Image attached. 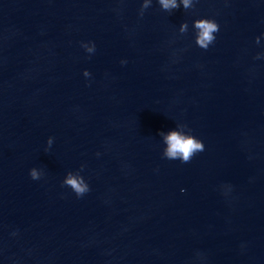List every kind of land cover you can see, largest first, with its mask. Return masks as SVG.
<instances>
[{"label": "water", "instance_id": "1", "mask_svg": "<svg viewBox=\"0 0 264 264\" xmlns=\"http://www.w3.org/2000/svg\"><path fill=\"white\" fill-rule=\"evenodd\" d=\"M175 3L0 0V264H264V0Z\"/></svg>", "mask_w": 264, "mask_h": 264}, {"label": "clouds", "instance_id": "2", "mask_svg": "<svg viewBox=\"0 0 264 264\" xmlns=\"http://www.w3.org/2000/svg\"><path fill=\"white\" fill-rule=\"evenodd\" d=\"M160 3L166 9L177 7L175 0H160ZM184 6H189L188 0H184ZM196 27L200 29L198 43L206 47L207 43L213 40L212 33L218 30L217 25L211 21L201 20L196 23ZM166 139L169 145L166 155L170 159H175L179 156L182 158V162H188L192 154L201 148L199 142L194 141L192 138L182 137L178 133H171ZM32 177H36L35 171L32 172ZM68 183L75 189L78 196L89 190L85 185L78 183L74 179L70 178Z\"/></svg>", "mask_w": 264, "mask_h": 264}]
</instances>
